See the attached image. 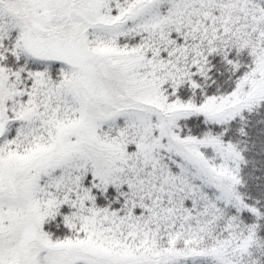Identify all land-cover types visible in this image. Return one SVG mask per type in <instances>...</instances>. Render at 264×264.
<instances>
[{
    "label": "snow or ice",
    "instance_id": "6c2138e0",
    "mask_svg": "<svg viewBox=\"0 0 264 264\" xmlns=\"http://www.w3.org/2000/svg\"><path fill=\"white\" fill-rule=\"evenodd\" d=\"M0 264H264V0H0Z\"/></svg>",
    "mask_w": 264,
    "mask_h": 264
}]
</instances>
